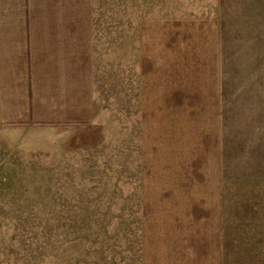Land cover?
Here are the masks:
<instances>
[{"label": "rangeland", "instance_id": "374dc122", "mask_svg": "<svg viewBox=\"0 0 264 264\" xmlns=\"http://www.w3.org/2000/svg\"><path fill=\"white\" fill-rule=\"evenodd\" d=\"M91 2L98 115L0 132V264H264V0Z\"/></svg>", "mask_w": 264, "mask_h": 264}, {"label": "crops", "instance_id": "0c3cea01", "mask_svg": "<svg viewBox=\"0 0 264 264\" xmlns=\"http://www.w3.org/2000/svg\"><path fill=\"white\" fill-rule=\"evenodd\" d=\"M97 18L90 0H0L2 135L12 139L18 133L21 145L26 141L32 147L35 142L31 134L38 130L86 128L94 124L100 108L95 74ZM195 20L176 17L150 23L164 25L163 36H167V31L171 34L168 44L172 46L175 23L188 25ZM149 36L153 38L151 29L146 32V39ZM183 44L188 47L190 40ZM159 49L157 45L156 51ZM195 50L194 47L190 54ZM172 52L169 49L170 56ZM174 60L170 58L171 69L179 67ZM183 61L186 79L182 84L190 85L186 99L200 100L202 78L197 81L198 74L188 75L186 71L198 69L199 62L186 58ZM155 66L158 67L157 59Z\"/></svg>", "mask_w": 264, "mask_h": 264}]
</instances>
